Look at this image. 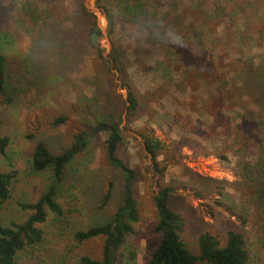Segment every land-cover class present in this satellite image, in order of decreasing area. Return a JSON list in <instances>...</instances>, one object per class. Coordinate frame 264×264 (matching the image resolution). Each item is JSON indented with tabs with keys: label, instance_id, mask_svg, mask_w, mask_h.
<instances>
[{
	"label": "rangeland",
	"instance_id": "374dc122",
	"mask_svg": "<svg viewBox=\"0 0 264 264\" xmlns=\"http://www.w3.org/2000/svg\"><path fill=\"white\" fill-rule=\"evenodd\" d=\"M27 2L38 16L34 40L26 32L31 18L21 6ZM81 2L87 17L76 12ZM93 32L99 35L96 49L89 43ZM5 33L12 35L2 50L7 81L18 95L14 105H0V136L9 138L0 172H16L10 198L0 208L2 225L25 221L30 212L19 205L34 203L52 183L51 171L31 170L35 145L43 142L57 154L102 115L121 117V154L137 177L140 219L117 264H129L131 251L135 264H146L159 240L151 199L156 173L140 138L145 131L165 145L158 158L167 166L162 184L173 188L172 206L185 222L180 238L188 249L198 255L200 235L222 238L240 228L244 199L237 190V146L224 129L237 127L248 104L241 83L234 82L235 68L257 66L264 55V0H0V35ZM38 40L45 50L41 60L32 53ZM128 92L139 103L134 119L125 111ZM62 116L66 122L52 126ZM105 137L92 136L65 170L56 201L71 211L69 227L59 231L48 222L47 239L34 254L23 253L20 264L100 258L103 237L76 245L73 234L108 220L118 203L121 179L104 160ZM110 182L112 194L100 209ZM246 231L253 243L249 264H264L263 234L249 226Z\"/></svg>",
	"mask_w": 264,
	"mask_h": 264
},
{
	"label": "trees",
	"instance_id": "16d2710c",
	"mask_svg": "<svg viewBox=\"0 0 264 264\" xmlns=\"http://www.w3.org/2000/svg\"><path fill=\"white\" fill-rule=\"evenodd\" d=\"M21 6L25 12L24 16L31 18L33 27L26 32L33 39L34 27L38 21L36 9H31L29 2L22 3ZM76 12L79 16H88L82 2L76 7ZM22 22L24 24L25 20L23 19ZM7 37L12 35L9 36L7 33L0 35V105L12 106L16 102L18 92L7 81L6 55L2 51ZM44 52L39 40L33 43V55L35 54L41 60V53L44 54ZM259 62L257 66H248L241 70L239 67L235 68L234 82L241 83V89L246 94L245 100L248 104L241 107L243 113L238 115L240 122L236 125L237 127L224 129L228 138H232V144L237 146V151H234V155L238 157L237 168L240 177L237 190L241 194V200L244 199L240 228L228 231L222 238L207 233L200 235L196 240L198 255L193 254L180 238L185 222L172 206L173 188L162 184L167 166L158 158L163 155L165 145L152 135V131L140 134L142 150L149 157L157 182V190L153 192L151 199L156 211L153 230L159 235V240L146 264H249L253 243L246 231L247 226L258 230L263 234L264 239V55L259 56ZM119 72L121 78H125L122 71L119 70ZM237 88L241 91L239 86ZM124 106L128 117L136 118L139 103L131 92H128ZM66 120L65 116L59 117L53 121L52 126H59ZM120 122V116L112 119L98 115L93 127L77 132L73 136L72 144L62 148L57 154L51 153L43 142L35 145L31 156V170L35 173L51 171L52 183L34 203L19 205L23 211L30 212L25 221L11 222L9 226L0 223V264H20V259L24 257L23 253L32 251L34 254V251L39 250L47 239L43 227L48 222L56 226L59 231H65L69 227L68 217L71 211L64 210L56 201L59 186L63 181L66 168L86 150L91 137L100 134L106 136L103 142L104 160L109 168L120 175L118 203L108 220L73 234L76 245L98 237L104 238L100 258L80 256L74 264L118 263V251L124 245L126 238L135 233L134 225L140 219L134 190L136 172L120 150L122 145ZM2 123L0 112V128ZM8 143L7 136H0L1 155L5 154ZM204 154L208 155L207 152ZM248 156L252 157L251 161L246 159ZM221 159L227 161L225 156H221ZM15 180L16 172H0V208L10 198ZM113 186L110 182L107 192L102 196L100 209L110 198ZM69 199L72 197L69 196ZM126 260L129 264H135V252H129Z\"/></svg>",
	"mask_w": 264,
	"mask_h": 264
},
{
	"label": "water",
	"instance_id": "95a60500",
	"mask_svg": "<svg viewBox=\"0 0 264 264\" xmlns=\"http://www.w3.org/2000/svg\"><path fill=\"white\" fill-rule=\"evenodd\" d=\"M98 37H99V35L96 32L91 33L90 37H89V43L95 49L98 47L97 46V38Z\"/></svg>",
	"mask_w": 264,
	"mask_h": 264
},
{
	"label": "clouds",
	"instance_id": "9594fccd",
	"mask_svg": "<svg viewBox=\"0 0 264 264\" xmlns=\"http://www.w3.org/2000/svg\"><path fill=\"white\" fill-rule=\"evenodd\" d=\"M174 40H175L176 42H179L180 40H182V37H180V36H175V37H174Z\"/></svg>",
	"mask_w": 264,
	"mask_h": 264
}]
</instances>
